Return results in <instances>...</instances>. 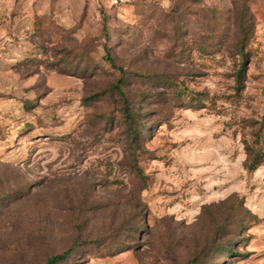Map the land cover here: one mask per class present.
<instances>
[{"label":"rangeland","instance_id":"1","mask_svg":"<svg viewBox=\"0 0 264 264\" xmlns=\"http://www.w3.org/2000/svg\"><path fill=\"white\" fill-rule=\"evenodd\" d=\"M40 14L62 29L34 57L42 63L18 67ZM107 54L139 112L137 143ZM174 79L215 104L174 97ZM23 100L51 117L50 136L0 143V264H42L75 242L59 264H197L233 195L255 219L234 244L245 256L219 264H264V162L247 169L243 141V121L264 118V0H0V134L14 130L5 115L19 116Z\"/></svg>","mask_w":264,"mask_h":264},{"label":"trees","instance_id":"2","mask_svg":"<svg viewBox=\"0 0 264 264\" xmlns=\"http://www.w3.org/2000/svg\"><path fill=\"white\" fill-rule=\"evenodd\" d=\"M117 2V0H116ZM247 10L248 7L242 3V5L236 9L235 15L237 18V41L235 43L236 54L241 57L242 62L246 55L249 53L246 50V41L249 35L250 26L247 23ZM57 24L51 22L49 15L40 14L33 18L30 28L28 29V41L29 45L34 48L30 56L19 61L17 66L30 64V63H42V60H37L34 57H42L44 55L43 50L49 41L51 30H60ZM107 61H109L113 67H116L120 76L116 82L112 85V90L116 91L119 97L121 117L126 127V136L129 138L131 143H137L139 137V112L135 109L132 102L126 96L122 90L121 85L124 83L122 74L124 73L123 68L117 67L113 64L111 57L107 54ZM16 66V65H15ZM63 66V65H62ZM64 67V66H63ZM61 71L65 70L61 68ZM237 76L243 73V63H240L237 69ZM175 80V79H174ZM173 96L178 98H184L194 104H200L203 100H208L211 105H214L215 96L209 95L206 92H195L184 87L181 81L175 80L174 82ZM38 107L35 104L23 100L21 102V114L19 116L5 115L9 119L16 121L14 130L6 127V131L0 134V143L5 149L19 146L22 141H47L40 140L42 137H49L48 132L45 130V123L51 120V117L47 113H36L32 115V111H36ZM24 114V115H23ZM26 115H32L34 121L26 120ZM246 126L252 129L249 138H245L244 147L248 155L247 169L254 170L261 162H264V118L262 120H247L243 121ZM2 124H0V127ZM12 129V128H11ZM13 143L15 146H13ZM34 143V142H33ZM30 146L31 144H27ZM236 196H229L227 199L222 200L219 203V210L216 221H214L208 231V235L202 250H199L195 255L194 263L197 264H219L220 259L229 257H240L245 256V253L237 252L234 250V244L243 233V230L249 226V221H252L254 216L246 220L242 217L245 209L241 200L235 198ZM235 198V200H234ZM244 210V211H243ZM214 219V218H213ZM240 231V232H239ZM77 242L73 246L64 249L63 251L55 254H51L46 257L42 264H59L66 261L71 254L75 252ZM113 255L114 252H109ZM226 257V258H225ZM221 264V262H220Z\"/></svg>","mask_w":264,"mask_h":264},{"label":"built area","instance_id":"3","mask_svg":"<svg viewBox=\"0 0 264 264\" xmlns=\"http://www.w3.org/2000/svg\"><path fill=\"white\" fill-rule=\"evenodd\" d=\"M114 2H116V0H114Z\"/></svg>","mask_w":264,"mask_h":264}]
</instances>
